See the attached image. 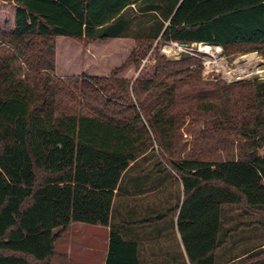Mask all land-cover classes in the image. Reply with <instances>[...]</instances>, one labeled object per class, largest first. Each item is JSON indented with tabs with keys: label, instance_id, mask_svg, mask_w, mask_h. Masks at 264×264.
Segmentation results:
<instances>
[{
	"label": "trees",
	"instance_id": "obj_1",
	"mask_svg": "<svg viewBox=\"0 0 264 264\" xmlns=\"http://www.w3.org/2000/svg\"><path fill=\"white\" fill-rule=\"evenodd\" d=\"M2 1L15 7L0 30V264H52L71 224L108 227L120 178L155 147L184 189L189 264H215L222 206L264 214V81L204 83L196 60L158 51L150 77L129 73L154 42L264 53V0ZM58 38L137 44L106 76H83L77 99L54 76ZM185 118L201 128L182 131ZM104 264H139L136 245L111 230Z\"/></svg>",
	"mask_w": 264,
	"mask_h": 264
},
{
	"label": "rangeland",
	"instance_id": "obj_2",
	"mask_svg": "<svg viewBox=\"0 0 264 264\" xmlns=\"http://www.w3.org/2000/svg\"><path fill=\"white\" fill-rule=\"evenodd\" d=\"M14 7V3L11 1L0 0V30L11 31L13 29ZM141 7L139 9H141ZM127 14L137 19L136 22L146 20L148 17L147 15L141 17L137 11L133 9L128 10ZM136 44V39L128 38V40H121L118 42L110 41V39L106 41H95L84 46L66 38H58L56 40L55 49L54 76L58 81L62 82L66 89L70 91L74 90L77 99H82L79 90H76L80 89L82 77L106 76L109 70L119 67L126 60ZM210 47H212L210 52H203L199 49V45L196 44L189 46H182L176 43L157 45V42H154L146 57L141 61L138 71L134 74L129 73V77H150L153 73L154 54L158 51L159 54L171 61H177L183 55H188L196 60L195 64L190 68L201 67V80L204 83L218 81L226 85H235L238 83L264 81V53L238 52L227 55L221 48L218 52L213 46ZM6 49H8V46L5 43H1L0 51ZM255 71L257 73H255ZM74 82H77V84ZM75 85L78 86L76 89L74 88ZM61 99H64V103L66 104L68 102L67 99L70 98L63 95ZM179 101L180 103L177 106L178 109H181V106L193 103L187 99H180ZM186 126H192L197 129L201 128L199 123H193L189 118H185L182 131ZM182 136L185 141L191 139V136L185 133V131ZM154 150L155 151L146 154V158L156 160L157 162L160 161V163L163 162L160 159L156 147ZM259 218L258 216L247 215L240 206H222L219 230L220 238H223L228 229H234L238 225H242L240 234L252 235L257 240H263L264 230H260L256 226L250 224L251 220ZM92 239L95 240V249L91 247L90 241H92ZM103 239V230L87 227L82 228V226L78 224H73L69 226L55 242V256L52 264H62L63 260L65 262L67 261L68 264H82L83 261L89 258H95L97 260L103 258L104 254L101 252L105 247ZM83 247L86 248L84 249ZM92 249L97 252V255L94 257L89 255ZM247 249L249 248L245 250ZM239 250L243 251L244 248ZM64 255L65 258L62 259ZM255 255L256 256L253 258L246 257L236 264H264V247L257 248ZM226 257V248L220 249L216 256V264L226 260Z\"/></svg>",
	"mask_w": 264,
	"mask_h": 264
},
{
	"label": "crops",
	"instance_id": "obj_3",
	"mask_svg": "<svg viewBox=\"0 0 264 264\" xmlns=\"http://www.w3.org/2000/svg\"><path fill=\"white\" fill-rule=\"evenodd\" d=\"M132 9L136 11L134 6ZM121 40L128 39H110L116 42ZM146 156L131 163L120 178L114 191L108 227L75 223L82 228L103 230L104 235L103 258H89L82 264L105 263L111 230L124 241L136 245L139 264H189L178 229V216L184 200L183 186L166 165L159 166L156 160L147 159ZM254 216L260 218L251 220L250 224L264 230V214ZM241 226L228 229L224 234L221 250L226 248L227 257L219 264H236L255 254L257 248L264 247V239L257 240L252 235L240 234ZM90 243L95 249V240L92 239ZM242 248L244 250L240 251ZM93 249L89 255L94 257L97 252ZM62 264L68 263L63 260Z\"/></svg>",
	"mask_w": 264,
	"mask_h": 264
},
{
	"label": "bare ground",
	"instance_id": "obj_4",
	"mask_svg": "<svg viewBox=\"0 0 264 264\" xmlns=\"http://www.w3.org/2000/svg\"><path fill=\"white\" fill-rule=\"evenodd\" d=\"M213 46V45H212ZM214 47V49H216V51H220V47H217V46H213ZM211 48L212 47H210L209 45H207V44H200L199 45V49L201 50V51H203V52H210V50H211ZM217 54V53H216ZM251 55V54H250ZM248 57V56H247ZM253 59V58H252ZM250 71V70H249ZM248 71V72H249ZM252 72V71H251ZM245 73V72H244ZM250 73V72H249ZM254 73V72H253ZM255 73H257L256 71H255ZM243 75V74H242ZM252 76V75H251ZM259 76V75H258Z\"/></svg>",
	"mask_w": 264,
	"mask_h": 264
},
{
	"label": "water",
	"instance_id": "obj_5",
	"mask_svg": "<svg viewBox=\"0 0 264 264\" xmlns=\"http://www.w3.org/2000/svg\"><path fill=\"white\" fill-rule=\"evenodd\" d=\"M192 45H195V44H192ZM196 45H200V44H196ZM183 46V45H182Z\"/></svg>",
	"mask_w": 264,
	"mask_h": 264
},
{
	"label": "built area",
	"instance_id": "obj_6",
	"mask_svg": "<svg viewBox=\"0 0 264 264\" xmlns=\"http://www.w3.org/2000/svg\"><path fill=\"white\" fill-rule=\"evenodd\" d=\"M181 48V47H180Z\"/></svg>",
	"mask_w": 264,
	"mask_h": 264
}]
</instances>
